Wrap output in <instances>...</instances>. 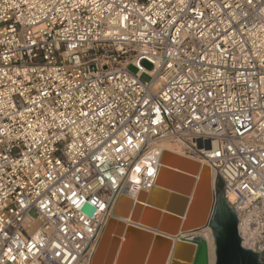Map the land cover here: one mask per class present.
<instances>
[{
  "label": "built area",
  "instance_id": "built-area-1",
  "mask_svg": "<svg viewBox=\"0 0 264 264\" xmlns=\"http://www.w3.org/2000/svg\"><path fill=\"white\" fill-rule=\"evenodd\" d=\"M163 144L264 253V0H0V264H84Z\"/></svg>",
  "mask_w": 264,
  "mask_h": 264
},
{
  "label": "water",
  "instance_id": "water-1",
  "mask_svg": "<svg viewBox=\"0 0 264 264\" xmlns=\"http://www.w3.org/2000/svg\"><path fill=\"white\" fill-rule=\"evenodd\" d=\"M217 185L222 196L224 184L217 175L211 185L208 167L162 152L153 188L135 200L118 197L89 264H209L207 242L194 235L204 228L213 237L214 264H259L263 252L242 246L236 215L215 235L218 205L230 209Z\"/></svg>",
  "mask_w": 264,
  "mask_h": 264
},
{
  "label": "bare ground",
  "instance_id": "bare-ground-1",
  "mask_svg": "<svg viewBox=\"0 0 264 264\" xmlns=\"http://www.w3.org/2000/svg\"><path fill=\"white\" fill-rule=\"evenodd\" d=\"M161 150H162V152H170V153H174V154H177V155L184 156L182 154V152H180L177 148H175V147H173V146H171L169 144H163L161 146ZM206 167H208V166H206ZM208 169H209L210 177H211V185H213L214 175L215 174H214L213 170L210 167H208ZM138 193L139 192L136 191L133 187L127 186L126 190L122 194L131 197L132 200H135V197L137 196ZM257 229L260 230V232H259L260 234L263 233L262 237L264 239V224L261 227H259V228L257 227ZM194 235L202 237L207 242L208 252H209V264H214V243H213V237L211 235L210 229L209 228H204L203 230L199 231L198 233H196ZM94 249L92 250V253L90 255L89 260L85 261L84 264H89L91 256H92V254L94 252Z\"/></svg>",
  "mask_w": 264,
  "mask_h": 264
},
{
  "label": "flooded vegetation",
  "instance_id": "flooded-vegetation-1",
  "mask_svg": "<svg viewBox=\"0 0 264 264\" xmlns=\"http://www.w3.org/2000/svg\"><path fill=\"white\" fill-rule=\"evenodd\" d=\"M233 215L235 214L230 209H227L223 204L218 205L216 222L213 224L215 235L217 237H221L223 229L230 226V221L233 219ZM258 263L264 264V253L259 255Z\"/></svg>",
  "mask_w": 264,
  "mask_h": 264
},
{
  "label": "rangeland",
  "instance_id": "rangeland-1",
  "mask_svg": "<svg viewBox=\"0 0 264 264\" xmlns=\"http://www.w3.org/2000/svg\"><path fill=\"white\" fill-rule=\"evenodd\" d=\"M141 66L143 67L144 70H147V71H150V70H151V66H150L149 64H147L146 62H143V63L141 64ZM129 71H130V72H134L132 68H130ZM141 80H142L143 82H147L149 79H148V77H147L146 75H143V76L141 77ZM215 184H216V183H215ZM33 216H34V215H33Z\"/></svg>",
  "mask_w": 264,
  "mask_h": 264
},
{
  "label": "trees",
  "instance_id": "trees-1",
  "mask_svg": "<svg viewBox=\"0 0 264 264\" xmlns=\"http://www.w3.org/2000/svg\"><path fill=\"white\" fill-rule=\"evenodd\" d=\"M216 190H217L218 195L221 196V187H220V185H217ZM221 198H222V196H221Z\"/></svg>",
  "mask_w": 264,
  "mask_h": 264
},
{
  "label": "snow or ice",
  "instance_id": "snow-or-ice-1",
  "mask_svg": "<svg viewBox=\"0 0 264 264\" xmlns=\"http://www.w3.org/2000/svg\"><path fill=\"white\" fill-rule=\"evenodd\" d=\"M151 174V173H150Z\"/></svg>",
  "mask_w": 264,
  "mask_h": 264
}]
</instances>
